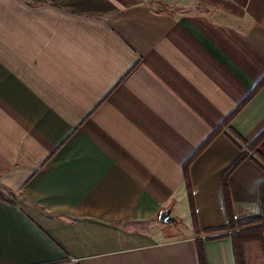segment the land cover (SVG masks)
Wrapping results in <instances>:
<instances>
[{
    "label": "crops",
    "instance_id": "crops-1",
    "mask_svg": "<svg viewBox=\"0 0 264 264\" xmlns=\"http://www.w3.org/2000/svg\"><path fill=\"white\" fill-rule=\"evenodd\" d=\"M263 79L264 0H0V264H237Z\"/></svg>",
    "mask_w": 264,
    "mask_h": 264
},
{
    "label": "trees",
    "instance_id": "trees-1",
    "mask_svg": "<svg viewBox=\"0 0 264 264\" xmlns=\"http://www.w3.org/2000/svg\"><path fill=\"white\" fill-rule=\"evenodd\" d=\"M262 86H264V79L263 81L259 84L258 89L261 88ZM257 91V90H256ZM255 91V92H256ZM255 92H253L245 101L241 106H244L251 98L252 96L255 94ZM234 115H232L227 121L226 124H228ZM215 136V134H214ZM214 136H212L205 144L204 146L196 153V156L198 154H200L201 152H203L208 145L211 143V141L213 140ZM264 139V133L261 135L260 138H258V140H256L253 144L249 145L248 147V153H255L257 155L256 158H253V161L256 165H258L263 171H264V157L261 156L260 154H258L257 152V148L259 146V144L262 142V140ZM245 142V141H244ZM248 153L243 152L242 156L240 157V159H238L229 169L228 173H232L236 168H238L248 157ZM263 194H264V185H263ZM263 200H264V195H263ZM264 202V201H263ZM180 223V220H179ZM257 222L256 221H249L246 222L244 224H242L241 231H238L236 233L233 234V238L234 241L236 243V260H237V264H246L245 263V258H244V248H243V244L247 243V242H259L262 246L263 249V254H264V226L261 225H256Z\"/></svg>",
    "mask_w": 264,
    "mask_h": 264
},
{
    "label": "rangeland",
    "instance_id": "rangeland-1",
    "mask_svg": "<svg viewBox=\"0 0 264 264\" xmlns=\"http://www.w3.org/2000/svg\"><path fill=\"white\" fill-rule=\"evenodd\" d=\"M170 10H173L172 7H169ZM173 215L180 220V224L178 225V227H175L174 225H172L171 227L177 231L180 235H186L189 232V229L186 228L187 226V222L189 219H186V217L182 214L181 209H177L173 212ZM189 226V225H188ZM261 245V244H260ZM262 247V246H261ZM263 252V249H262ZM264 255V254H263Z\"/></svg>",
    "mask_w": 264,
    "mask_h": 264
},
{
    "label": "water",
    "instance_id": "water-1",
    "mask_svg": "<svg viewBox=\"0 0 264 264\" xmlns=\"http://www.w3.org/2000/svg\"><path fill=\"white\" fill-rule=\"evenodd\" d=\"M159 220L164 225H175L177 226L179 220L173 215V207H169L161 212Z\"/></svg>",
    "mask_w": 264,
    "mask_h": 264
}]
</instances>
